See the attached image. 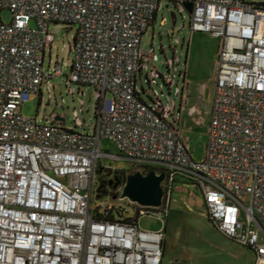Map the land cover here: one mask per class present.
I'll list each match as a JSON object with an SVG mask.
<instances>
[{
    "label": "built area",
    "instance_id": "2783aa9c",
    "mask_svg": "<svg viewBox=\"0 0 264 264\" xmlns=\"http://www.w3.org/2000/svg\"><path fill=\"white\" fill-rule=\"evenodd\" d=\"M189 1L191 31L221 40L201 160L170 112L175 101L165 107L155 92L148 103L137 88L144 56L155 54L141 48L143 35L165 2L187 9ZM0 9L12 15L0 21V264H162L178 180L199 189L215 226L264 264V0H0ZM61 22L77 27L68 92L75 93L72 83L95 87L97 121L89 131L21 111L47 77L62 73L58 63L49 74L44 66L55 42L49 26ZM181 63L176 54L166 59L169 85L186 80ZM190 93L188 82L176 86V98ZM77 113V126L89 124ZM104 138L120 153L101 151ZM101 157L164 173L163 203H136L132 220L110 219L113 207L98 204L97 216L91 199L100 192ZM142 216L162 226L145 228Z\"/></svg>",
    "mask_w": 264,
    "mask_h": 264
},
{
    "label": "rangeland",
    "instance_id": "374dc122",
    "mask_svg": "<svg viewBox=\"0 0 264 264\" xmlns=\"http://www.w3.org/2000/svg\"><path fill=\"white\" fill-rule=\"evenodd\" d=\"M173 13L176 16L175 24ZM163 18H166L165 24H162ZM1 20L7 23L12 20L10 10L0 9ZM190 20L191 13L187 9H181L175 2H168V4L165 2L158 11L156 21L148 28L141 40V48L150 50L154 47L155 54L153 58L144 56L142 74L139 72L137 76V88L142 98L148 103L156 99L155 92L165 107L169 106V101L174 100L176 107H170V112L174 113L177 122L179 108L184 101L176 98L175 89L177 85L182 87L187 80L181 78L177 81L176 77L173 84L169 85L172 73L165 66L166 59L176 54L181 56V66L183 65L184 68H187V59H189L188 68L191 72L199 67L204 72L201 61L208 63L212 68L214 58H218L221 43L220 38L211 32H192ZM49 30L54 33L55 42L51 48H47L45 70L47 74L52 73L58 63L62 73L47 77L49 83L42 86L40 93L32 94L22 106L21 111L24 115L37 117L40 121H45L46 117H61L66 127L75 128L80 132L89 131L90 123L95 124L97 121L95 87L72 83L70 87L75 89V93L72 94L68 92L67 85V78L71 74L69 65L75 54L74 37L77 27L63 22L51 23ZM176 39H179L180 43H176ZM50 59L53 60L52 64H49ZM213 87V80L208 81L207 92L204 95L206 103L211 100ZM81 101H83V111H81ZM75 110L78 112L79 119L89 124L85 123L84 127L77 126ZM184 136L194 159L201 160L205 156L207 136L200 131L184 133ZM100 149L112 154L120 153L115 142L107 138L101 140ZM99 164L102 172H98V179L101 176L108 177L107 173L111 171L112 176L123 173L127 178L129 174L138 170H134L136 165L126 159L101 157ZM124 183L116 188L108 186L107 193H101V196L97 197L94 194L91 199L92 208L98 204H108L113 208L124 207L128 215L134 216L136 203L130 202L127 198H121ZM165 219L167 225L163 264H255L253 250L226 236L215 226L205 212L201 191L191 183L181 180L175 183L170 208ZM140 222L143 227L150 229H157L162 225L160 220L151 216H142Z\"/></svg>",
    "mask_w": 264,
    "mask_h": 264
},
{
    "label": "crops",
    "instance_id": "0c3cea01",
    "mask_svg": "<svg viewBox=\"0 0 264 264\" xmlns=\"http://www.w3.org/2000/svg\"><path fill=\"white\" fill-rule=\"evenodd\" d=\"M217 60L218 58L217 59L214 58V63L212 68L210 67V65H208V63L206 62L204 63L203 61H201V63L203 64L202 66L204 67V72L203 69L200 67H199L200 69L196 68L191 72V70H189L188 68L189 59H187V69H186L185 78L190 85L191 93L186 99L183 100L184 102L183 104H181L179 108V121L177 124L182 131L183 140L186 145H187V140L184 136V133H190L194 131H200L203 134H205L207 136V142H208V136H209L208 126L210 122L209 109L212 105L213 95H214ZM198 64H200V62ZM212 80L214 82V87L212 91L211 100L209 103H206V99H204V95H206L207 92V83L208 81H212ZM196 93L197 95H195Z\"/></svg>",
    "mask_w": 264,
    "mask_h": 264
},
{
    "label": "water",
    "instance_id": "95a60500",
    "mask_svg": "<svg viewBox=\"0 0 264 264\" xmlns=\"http://www.w3.org/2000/svg\"><path fill=\"white\" fill-rule=\"evenodd\" d=\"M185 6L191 13L193 4L191 1L186 2ZM174 24L176 23V16L173 13ZM60 119V117H57ZM102 172V168L99 169ZM165 179L164 173H158L156 170H150L144 174L142 171L137 170L129 174L123 185L121 198H127L132 203H137L142 206L157 207L163 203L164 188L163 181ZM117 180L113 179L111 183ZM118 186L116 182L115 187ZM100 190V189H99Z\"/></svg>",
    "mask_w": 264,
    "mask_h": 264
},
{
    "label": "trees",
    "instance_id": "16d2710c",
    "mask_svg": "<svg viewBox=\"0 0 264 264\" xmlns=\"http://www.w3.org/2000/svg\"><path fill=\"white\" fill-rule=\"evenodd\" d=\"M100 168H101V166H100ZM121 175H118L117 180L115 182H113V185L111 186L112 188L115 187L116 182H118V185L125 182L126 176L123 173ZM106 189L107 188H104V189L100 190L99 196L102 195L101 193H103V194L104 193H107V190ZM93 212L97 216H102L103 215L102 213L99 212V210H98L97 207L94 208V211ZM107 217H109L110 219H113V220H116V219H119V220H132L133 219V216L128 215L127 214V211H126V209L124 207L112 208L110 210V212L108 213Z\"/></svg>",
    "mask_w": 264,
    "mask_h": 264
},
{
    "label": "flooded vegetation",
    "instance_id": "af4514ba",
    "mask_svg": "<svg viewBox=\"0 0 264 264\" xmlns=\"http://www.w3.org/2000/svg\"><path fill=\"white\" fill-rule=\"evenodd\" d=\"M113 172L111 171L109 174L107 173V175H109L108 177L104 176V178H102V176L99 179V189L102 190L104 188H107L108 186H112L113 183H111V181L113 179L118 178V175L114 174L112 176ZM111 177H114L113 179Z\"/></svg>",
    "mask_w": 264,
    "mask_h": 264
}]
</instances>
